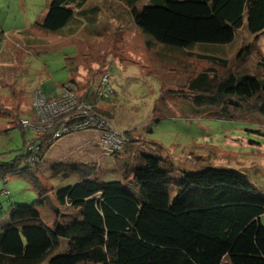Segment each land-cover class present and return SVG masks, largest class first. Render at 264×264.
<instances>
[{"label": "trees", "instance_id": "16d2710c", "mask_svg": "<svg viewBox=\"0 0 264 264\" xmlns=\"http://www.w3.org/2000/svg\"><path fill=\"white\" fill-rule=\"evenodd\" d=\"M88 3L50 0L36 27L57 35L73 34L82 25L93 30L100 8ZM134 14L138 27L152 37L149 46L153 40L177 50L211 48L231 44L244 28L251 35L264 33V0H151ZM199 57L224 66L222 73L209 68L189 80L192 102L204 106L209 117L264 119V57L260 75L236 73L219 56ZM24 120L19 112L2 131L31 129L22 126ZM34 130L37 136L26 142L25 154L5 159L0 153V178L29 179L39 205L53 192L63 219L51 225L38 204L16 205L0 222V264H264V192L242 172L181 170L182 177L173 182L174 163L160 144L152 143L119 158L121 180L93 177L72 165L79 171L74 183L53 190L33 169L42 162V144L49 139ZM37 144L38 152L30 149ZM130 178L139 193L128 189L123 179Z\"/></svg>", "mask_w": 264, "mask_h": 264}, {"label": "rangeland", "instance_id": "374dc122", "mask_svg": "<svg viewBox=\"0 0 264 264\" xmlns=\"http://www.w3.org/2000/svg\"><path fill=\"white\" fill-rule=\"evenodd\" d=\"M135 1L131 5V0H89L88 6L100 8L96 28L88 30L82 25L73 34L57 35L36 27L47 13L50 0H0V131L11 127L19 112L21 120L33 117V91L55 92L65 83L76 82L78 97L91 98L106 124L122 133L126 142L117 151H122L120 154L105 152L100 148L105 134L100 126L87 135L83 131L46 139L42 162L33 169L40 172L49 189L74 183L75 175L79 176L74 171H79H73L72 165L87 169L93 177L121 180L119 158L158 143L175 165L176 172L170 177L173 182L182 177L181 170L215 167L236 169L264 190V134L260 132L264 119L256 115L248 121L209 117L204 106L187 96L190 79L209 68L223 72L222 63L202 59L199 54L222 57L236 73L260 75L264 33L251 35L244 28L231 44L211 48L177 50L153 40L149 46L147 41L152 37L138 27L134 10L151 0ZM9 51L22 56L23 61L15 64L8 59ZM106 75L113 93L100 97ZM26 129L2 131L0 153L5 159L26 153V142L37 136L34 129ZM123 180L128 189L139 193L131 185V178ZM171 193L175 195V191ZM48 196L39 205V193L29 179L0 178V222L9 219L16 205L26 204H38L51 225L57 219L61 221L55 210L57 199L53 192Z\"/></svg>", "mask_w": 264, "mask_h": 264}, {"label": "built area", "instance_id": "2783aa9c", "mask_svg": "<svg viewBox=\"0 0 264 264\" xmlns=\"http://www.w3.org/2000/svg\"><path fill=\"white\" fill-rule=\"evenodd\" d=\"M104 80L106 81L104 83ZM103 86L98 96L112 95L113 90L108 82V75L104 77ZM77 86L73 82L63 84L56 92H45L37 89L33 99V110L36 122L24 120L26 127L42 130L48 134L50 140L65 134H76L95 128L104 127L105 134L101 137V149L107 153L117 152L126 142V137L115 131L113 126L106 124V120L97 109L93 100L80 99ZM64 116V119L59 121ZM107 129L109 132H107ZM30 149L38 152L40 146L33 145ZM36 157H33V161Z\"/></svg>", "mask_w": 264, "mask_h": 264}, {"label": "crops", "instance_id": "0c3cea01", "mask_svg": "<svg viewBox=\"0 0 264 264\" xmlns=\"http://www.w3.org/2000/svg\"><path fill=\"white\" fill-rule=\"evenodd\" d=\"M22 34L24 33V32H21ZM26 33H28V32H26ZM8 54H10L9 55V58L8 59H10V60H14L15 61V64H19V63H21L22 61H23V57L22 56H15V55H13L14 53H13V51H9L8 52ZM58 88H60V87H58ZM36 91V90H35ZM35 91H33L32 92V94L35 92ZM33 117H34V114H33ZM33 120V119H32ZM261 120V119H260ZM261 122H263V121H256V122H254L255 124H259V123H261ZM261 128V127H260ZM264 130L262 129L260 132L262 133V134H264V132H263ZM83 133H86L85 135H87V134H89L90 133V130L89 131H84ZM233 139H235V137L233 138ZM236 141V140H235ZM180 178H181V176H180ZM178 180H180L179 178H177ZM177 180V181H178ZM176 181V182H177ZM254 184V183H253ZM255 186H257L262 192H264V190L260 187V186H258V185H256V184H254Z\"/></svg>", "mask_w": 264, "mask_h": 264}]
</instances>
